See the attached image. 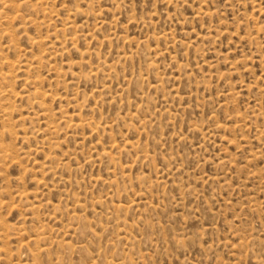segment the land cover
I'll return each instance as SVG.
<instances>
[{
	"label": "rangeland",
	"instance_id": "1",
	"mask_svg": "<svg viewBox=\"0 0 264 264\" xmlns=\"http://www.w3.org/2000/svg\"><path fill=\"white\" fill-rule=\"evenodd\" d=\"M0 264H264V0H0Z\"/></svg>",
	"mask_w": 264,
	"mask_h": 264
}]
</instances>
